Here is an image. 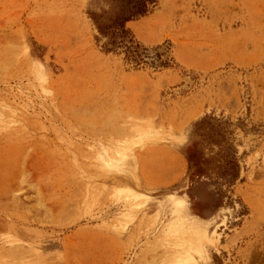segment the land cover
I'll return each instance as SVG.
<instances>
[{
  "label": "rangeland",
  "instance_id": "374dc122",
  "mask_svg": "<svg viewBox=\"0 0 264 264\" xmlns=\"http://www.w3.org/2000/svg\"><path fill=\"white\" fill-rule=\"evenodd\" d=\"M108 7L0 0V264H264V0Z\"/></svg>",
  "mask_w": 264,
  "mask_h": 264
},
{
  "label": "trees",
  "instance_id": "16d2710c",
  "mask_svg": "<svg viewBox=\"0 0 264 264\" xmlns=\"http://www.w3.org/2000/svg\"><path fill=\"white\" fill-rule=\"evenodd\" d=\"M108 8L88 10L100 36L106 38L105 50L123 48L126 57L139 62L145 53L126 26V21L146 14L157 0H104ZM110 9V10H109ZM203 119L200 122H202ZM189 162L190 154L187 155Z\"/></svg>",
  "mask_w": 264,
  "mask_h": 264
}]
</instances>
